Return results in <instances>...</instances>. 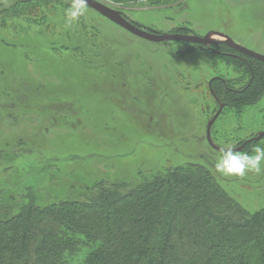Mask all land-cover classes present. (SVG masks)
<instances>
[{
  "label": "rangeland",
  "instance_id": "rangeland-1",
  "mask_svg": "<svg viewBox=\"0 0 264 264\" xmlns=\"http://www.w3.org/2000/svg\"><path fill=\"white\" fill-rule=\"evenodd\" d=\"M99 1L146 30L186 27L200 36L215 30L264 55V0ZM11 4H22L21 13L1 12ZM68 4L0 0V200L18 208L26 192L45 202L80 199L97 182L126 189L197 163L247 210L264 207V174L216 173L220 152L206 139L222 104L209 81L218 76L243 85L247 58L231 52L232 64L227 54L189 43L151 42L90 8L66 28ZM71 29L76 35L67 39ZM261 132L264 91L240 109L223 105L210 139L221 148Z\"/></svg>",
  "mask_w": 264,
  "mask_h": 264
},
{
  "label": "trees",
  "instance_id": "trees-1",
  "mask_svg": "<svg viewBox=\"0 0 264 264\" xmlns=\"http://www.w3.org/2000/svg\"><path fill=\"white\" fill-rule=\"evenodd\" d=\"M21 5L1 12L20 14ZM74 35L71 29L67 39ZM202 48L229 55L232 64L231 52L249 63L241 86L213 77L209 90L216 104L240 109L260 98L263 62L220 43ZM252 62L259 66L250 68ZM258 141L253 136L236 144L250 151ZM22 197L28 201L18 208L0 200V264H264V207L247 210L197 163L126 189L97 182L80 199Z\"/></svg>",
  "mask_w": 264,
  "mask_h": 264
},
{
  "label": "water",
  "instance_id": "water-1",
  "mask_svg": "<svg viewBox=\"0 0 264 264\" xmlns=\"http://www.w3.org/2000/svg\"><path fill=\"white\" fill-rule=\"evenodd\" d=\"M88 7L98 12L103 17L107 18L111 22L115 23L122 29L126 30L127 32L151 41V42H185L195 45H202V46H208L211 44H224L235 51L244 54L246 56H249L251 58L257 59L264 63V55L258 54L256 52H253L238 43L234 42L230 37L225 35L224 33H221L219 31L210 30L207 31L204 35H195V34H183V33H158L155 31H149L146 29H143L136 24L132 23L128 19L124 17V15L114 8H111L107 4L99 1V0H89ZM210 83V81H209ZM223 105L220 104L218 111L213 115L211 120L208 122L206 127V139L210 146L219 152L220 147L216 146L210 139V127L218 114L220 113ZM264 137V132L259 133L255 139L258 140L260 138ZM240 149V148H239Z\"/></svg>",
  "mask_w": 264,
  "mask_h": 264
},
{
  "label": "clouds",
  "instance_id": "clouds-1",
  "mask_svg": "<svg viewBox=\"0 0 264 264\" xmlns=\"http://www.w3.org/2000/svg\"><path fill=\"white\" fill-rule=\"evenodd\" d=\"M89 0H69L64 10V26L71 28L88 12ZM214 161L216 173L226 177L244 178L249 174H264V146L254 145L250 151H242L236 143L224 142Z\"/></svg>",
  "mask_w": 264,
  "mask_h": 264
},
{
  "label": "flooded vegetation",
  "instance_id": "flooded-vegetation-1",
  "mask_svg": "<svg viewBox=\"0 0 264 264\" xmlns=\"http://www.w3.org/2000/svg\"><path fill=\"white\" fill-rule=\"evenodd\" d=\"M125 17V16H124ZM126 18V17H125ZM127 19V18H126ZM155 32H157V31H155ZM159 33V32H158ZM172 33H183V32H172ZM183 34H192V33H183ZM169 42H171V41H169ZM166 43V42H165ZM180 43H182V42H180ZM196 46H198V45H196Z\"/></svg>",
  "mask_w": 264,
  "mask_h": 264
}]
</instances>
